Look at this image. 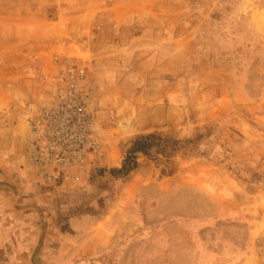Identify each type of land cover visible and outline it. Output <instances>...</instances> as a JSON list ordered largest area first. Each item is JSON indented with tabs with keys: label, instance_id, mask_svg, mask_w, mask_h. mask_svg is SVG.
<instances>
[{
	"label": "rangeland",
	"instance_id": "obj_1",
	"mask_svg": "<svg viewBox=\"0 0 264 264\" xmlns=\"http://www.w3.org/2000/svg\"><path fill=\"white\" fill-rule=\"evenodd\" d=\"M22 29L56 44L37 51L53 100L85 69L100 152L44 184L25 119L51 101L16 110L0 86V264H264V0H0V66ZM150 134L170 139L112 175Z\"/></svg>",
	"mask_w": 264,
	"mask_h": 264
},
{
	"label": "built area",
	"instance_id": "obj_2",
	"mask_svg": "<svg viewBox=\"0 0 264 264\" xmlns=\"http://www.w3.org/2000/svg\"><path fill=\"white\" fill-rule=\"evenodd\" d=\"M94 113V89L85 69L68 63L60 72L54 100L36 106L25 119L30 136L26 153L41 182L78 181L76 172L99 154Z\"/></svg>",
	"mask_w": 264,
	"mask_h": 264
},
{
	"label": "crops",
	"instance_id": "obj_3",
	"mask_svg": "<svg viewBox=\"0 0 264 264\" xmlns=\"http://www.w3.org/2000/svg\"><path fill=\"white\" fill-rule=\"evenodd\" d=\"M33 21V20H32ZM31 22V17H28V20L25 23ZM28 24V23H27ZM35 32V31H34ZM36 33V32H35ZM30 33L26 32L24 29L18 35L19 43L24 45L20 50H14L13 57L9 60H4L0 66V73L7 72L5 75H9L11 77V82L7 83L6 78L1 79L0 77V86H9L11 85L13 89V94H15V105L13 106L16 110H27V108L33 104L44 103L46 101H52L54 95V84L48 82L45 77H41L40 75L45 69H48L47 58L44 55L37 54V51H47L53 50L56 44H36L33 40H29L27 35ZM26 38V39H25ZM51 44V45H49ZM7 61V63H5ZM102 72V71H99ZM29 73H32L34 77H30ZM108 75V78H111L112 70L108 72H104V74ZM105 83V81H102ZM97 80V84H98ZM111 83H109L110 85ZM99 85V84H98ZM105 85H107L105 83ZM98 91V99L101 101L105 97V95L110 94L112 91H105L103 89ZM21 117V111L17 113V119ZM103 115V114H102ZM13 136H9V139L6 140V143L9 140L14 142L16 147L21 144V136L16 135L15 132H10ZM4 145L2 147L3 151L8 154L10 149ZM20 150V149H19Z\"/></svg>",
	"mask_w": 264,
	"mask_h": 264
},
{
	"label": "trees",
	"instance_id": "obj_4",
	"mask_svg": "<svg viewBox=\"0 0 264 264\" xmlns=\"http://www.w3.org/2000/svg\"><path fill=\"white\" fill-rule=\"evenodd\" d=\"M161 138L163 139L165 142H167L170 138L167 137H161L159 135H154V134H150L147 136H143V137H139L138 139H136L130 150L127 152V154L125 155L122 164L119 168L117 169H113L112 175L117 176L119 178H126L132 171H134L138 164H137V159H136V154L135 153H143L144 155H148L149 156V151L155 147L153 145V140L155 138ZM175 144H177L178 142L173 141ZM158 147V145H157ZM160 147V145H159ZM170 147L166 144L163 145V151L162 153H166L167 148ZM174 149V148H173Z\"/></svg>",
	"mask_w": 264,
	"mask_h": 264
},
{
	"label": "bare ground",
	"instance_id": "obj_5",
	"mask_svg": "<svg viewBox=\"0 0 264 264\" xmlns=\"http://www.w3.org/2000/svg\"><path fill=\"white\" fill-rule=\"evenodd\" d=\"M28 129V128H27ZM29 133V132H28ZM30 137V136H29ZM29 140V139H28ZM28 142V141H27Z\"/></svg>",
	"mask_w": 264,
	"mask_h": 264
}]
</instances>
